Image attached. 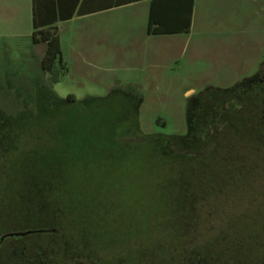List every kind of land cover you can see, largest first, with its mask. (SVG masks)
Returning a JSON list of instances; mask_svg holds the SVG:
<instances>
[{"label":"trees","instance_id":"1","mask_svg":"<svg viewBox=\"0 0 264 264\" xmlns=\"http://www.w3.org/2000/svg\"><path fill=\"white\" fill-rule=\"evenodd\" d=\"M83 1L76 14L97 10ZM166 1L181 14L158 19L151 0L146 34L188 31L192 0ZM36 4L30 39L47 77L24 73L14 109L0 108V247L32 232L0 264H264V72L199 93L184 134L143 133L133 85L80 99L51 90L67 68L50 24L68 17L42 18ZM19 123L54 127L47 146Z\"/></svg>","mask_w":264,"mask_h":264},{"label":"rangeland","instance_id":"2","mask_svg":"<svg viewBox=\"0 0 264 264\" xmlns=\"http://www.w3.org/2000/svg\"><path fill=\"white\" fill-rule=\"evenodd\" d=\"M22 3L26 10L13 13L15 16L0 12V108L7 107L4 113L16 106L14 92L17 87L23 89L20 80L24 73L39 80L47 77L37 60L43 44L31 42L28 0ZM97 20L108 17L101 14L58 25L61 51L68 65L60 79L49 86L59 97L70 94L80 99L104 95L114 85H133L141 95L138 125L143 133L184 134L186 104L199 93L229 88L264 72V0H196L192 29L156 56L150 53L154 38H147V57H140L146 39L145 21L134 10L115 17L118 24L105 44L85 37V29L95 27ZM128 38L130 45L118 47V40ZM131 53H137V58L130 59ZM17 125L34 128L38 138L28 139L43 141L45 146V139H50L45 130L54 128ZM46 169V178L57 172L50 166ZM7 238L0 256L15 245L16 240Z\"/></svg>","mask_w":264,"mask_h":264},{"label":"crops","instance_id":"3","mask_svg":"<svg viewBox=\"0 0 264 264\" xmlns=\"http://www.w3.org/2000/svg\"><path fill=\"white\" fill-rule=\"evenodd\" d=\"M22 1L23 0H0V12L3 14L10 13L11 15L15 16L13 13L17 14V12H20L22 9L25 8L24 3H22ZM82 1L83 0H36L37 2L36 11L42 18H51L53 15L56 16L57 11H59L62 16L68 17V18H65L64 20H57L53 22L52 24H50L51 26L55 27L57 38H58V33H57L58 25L61 23H65V22H68L74 19H84V18L98 16L101 14H106L108 17V20H105V21L97 20L95 27H88L87 29H85V34H86L85 37L88 38V40L96 41V43L98 44H105L106 40L108 39V35L113 33V28L116 26V24H118V22L115 20V17L119 13L126 12L129 10H134L135 15L138 16L139 19L143 18L144 21L146 22V17L148 15V10L150 6V2H151V0H135L128 4L111 6L108 8H100V7H104V5H107L108 3L118 1V0H84L83 9H85L86 11H91L93 9H97V10H94L91 12H84L82 14H76L75 11L80 6ZM57 3H58V6H57ZM195 3H196V0H192L190 24H189V29L187 32H173L169 34H157V35H148L145 33L146 39L144 40V43H145L144 44L145 46L143 47L144 52L140 54V57H143V56L147 57V38H154L152 39L151 44H150L151 46L150 53L155 54L156 56L158 53L161 52V50H164V48L165 49L169 47L172 48L173 46L172 44L180 40L178 39V38H181L180 36L184 34H188L193 26V15L195 11ZM154 4H161V5H154V11L158 14L157 16L158 19L170 13L181 14V9L179 7H176L174 5H168L166 0H156V3ZM27 9L30 14V24H31L32 0H28ZM70 11H73V12H71V14H69L70 16H68L67 14ZM102 23L106 25H103ZM118 41H119L118 47L122 43H129L130 45V43L132 42L131 38H128L125 41H122V40H118ZM38 44H42V43H37L35 45H38ZM58 44H59L62 61L66 67L68 63H66V59L64 55L62 54V51H61L62 49L60 46L59 38H58ZM114 44L117 45L116 42ZM43 48H44V45H43ZM41 53L37 56L39 66H40ZM129 56H130V59H133L132 57L137 58L138 54L131 53Z\"/></svg>","mask_w":264,"mask_h":264},{"label":"water","instance_id":"4","mask_svg":"<svg viewBox=\"0 0 264 264\" xmlns=\"http://www.w3.org/2000/svg\"><path fill=\"white\" fill-rule=\"evenodd\" d=\"M32 230H26V231H10V232H7L6 235L7 236H23L25 234H29L31 233ZM1 239V237H0Z\"/></svg>","mask_w":264,"mask_h":264},{"label":"flooded vegetation","instance_id":"5","mask_svg":"<svg viewBox=\"0 0 264 264\" xmlns=\"http://www.w3.org/2000/svg\"><path fill=\"white\" fill-rule=\"evenodd\" d=\"M25 235H28V234H25ZM25 235H23V236H25ZM7 237H21V236H7V235H6V238H7ZM4 241H5V240H4ZM0 242H1V239H0ZM0 261H1V258H0Z\"/></svg>","mask_w":264,"mask_h":264}]
</instances>
